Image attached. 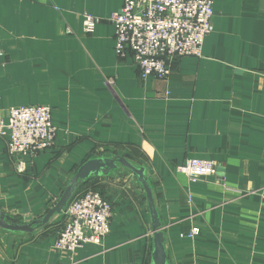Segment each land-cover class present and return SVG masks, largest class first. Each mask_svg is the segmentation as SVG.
I'll list each match as a JSON object with an SVG mask.
<instances>
[{
	"label": "crops",
	"instance_id": "crops-1",
	"mask_svg": "<svg viewBox=\"0 0 264 264\" xmlns=\"http://www.w3.org/2000/svg\"><path fill=\"white\" fill-rule=\"evenodd\" d=\"M124 0H0V113L45 105L53 147L22 159L0 138V210L38 219L78 169L101 156L145 167L168 264H264V0H215L201 59L163 81L142 82L131 54L115 51L109 22ZM100 19L93 33L84 16ZM217 164L191 183L177 167ZM85 183L112 204L110 234L73 261L55 248L61 215L32 233L0 229V264H151L152 218L130 170ZM199 229L194 239L186 237Z\"/></svg>",
	"mask_w": 264,
	"mask_h": 264
},
{
	"label": "built area",
	"instance_id": "built-area-1",
	"mask_svg": "<svg viewBox=\"0 0 264 264\" xmlns=\"http://www.w3.org/2000/svg\"><path fill=\"white\" fill-rule=\"evenodd\" d=\"M215 0H124L121 10L109 22L115 30V51L119 57L131 54L142 82L168 79L181 59H201L206 38L214 32ZM100 19L84 16L85 32H94ZM4 56L0 49V61ZM1 67V63H0ZM57 129L52 122V108L45 105L10 109L0 113V138L7 151L19 157L18 172H24L22 159L37 157L53 147ZM217 164L190 159L177 171L191 183L216 175ZM112 204L99 190L83 184L62 212L63 225L55 248L73 261L76 252L87 245L102 246L111 231ZM193 228L187 238L194 239Z\"/></svg>",
	"mask_w": 264,
	"mask_h": 264
},
{
	"label": "water",
	"instance_id": "water-1",
	"mask_svg": "<svg viewBox=\"0 0 264 264\" xmlns=\"http://www.w3.org/2000/svg\"><path fill=\"white\" fill-rule=\"evenodd\" d=\"M120 168L132 171L137 176L139 183L146 192L152 218L153 251L151 264H168V256L164 244L162 224L159 213L156 209L153 191L146 175V169L143 166L137 167L133 165L122 156H101L86 161L78 169L74 178L64 189L55 206L51 208L46 215L38 219L28 217L23 223H12L8 221L7 216L0 210V229L12 233L23 234L34 232L36 229L49 224L54 216L61 215L71 198L75 195L84 182L95 177H108L112 172H115Z\"/></svg>",
	"mask_w": 264,
	"mask_h": 264
},
{
	"label": "trees",
	"instance_id": "trees-1",
	"mask_svg": "<svg viewBox=\"0 0 264 264\" xmlns=\"http://www.w3.org/2000/svg\"><path fill=\"white\" fill-rule=\"evenodd\" d=\"M83 184H85V182H84ZM83 184H82V185H83ZM82 185H81V186H82ZM7 219H8L9 222H12V223H22V221H21L20 218H11V217H7Z\"/></svg>",
	"mask_w": 264,
	"mask_h": 264
}]
</instances>
